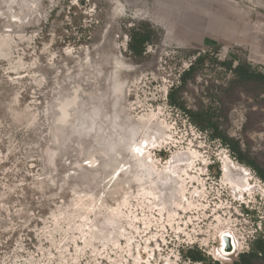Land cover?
Returning a JSON list of instances; mask_svg holds the SVG:
<instances>
[{"label": "rangeland", "instance_id": "374dc122", "mask_svg": "<svg viewBox=\"0 0 264 264\" xmlns=\"http://www.w3.org/2000/svg\"><path fill=\"white\" fill-rule=\"evenodd\" d=\"M239 67L264 74V0H0V264L250 255L264 180L233 148L264 170V81Z\"/></svg>", "mask_w": 264, "mask_h": 264}, {"label": "trees", "instance_id": "16d2710c", "mask_svg": "<svg viewBox=\"0 0 264 264\" xmlns=\"http://www.w3.org/2000/svg\"><path fill=\"white\" fill-rule=\"evenodd\" d=\"M154 33L153 29L149 28L146 30L142 29H135L131 35V42L129 45V50L130 53H132L134 56L141 57L145 54L147 46L149 42L151 41L152 34ZM202 60H200L201 62ZM231 67V66H230ZM194 70V69H193ZM237 72L239 73L240 77L244 80H259V81H264V74L261 73H254L251 72L249 69L245 67H239L237 69ZM192 72H189L186 74L184 80L191 75ZM173 104L176 105L175 102ZM190 115L194 118L197 115L194 112L188 111ZM219 138L222 139V141L227 145L230 146L232 144V141L227 138L226 136L219 135ZM233 151L237 155L238 159L243 163L247 164L248 166L252 167L256 172H258L261 176V178L264 180V170L259 168L254 164V162H248L244 155L242 154L241 150L239 147H234ZM257 257H264V240L259 239L255 243V248L253 252L250 255L244 254L242 256V259L234 264H250V261L252 258H257ZM191 258L196 261V262H202L206 261L207 258L204 254L198 253L195 256H191ZM215 264H220L219 262H216Z\"/></svg>", "mask_w": 264, "mask_h": 264}, {"label": "water", "instance_id": "95a60500", "mask_svg": "<svg viewBox=\"0 0 264 264\" xmlns=\"http://www.w3.org/2000/svg\"><path fill=\"white\" fill-rule=\"evenodd\" d=\"M75 104H77V99L76 98H71V99H63V102H61V105L63 106V108L67 109L71 106H74ZM65 105V106H64ZM73 115L72 113H69L68 111L64 112L63 114H61V116L59 117V121L61 123H68L71 119H72ZM91 117V115H90ZM90 120V119H88ZM88 120H84L81 121L78 128L79 130L84 129L85 131L87 130H91L94 127V124L91 123L90 121L88 122ZM128 130L131 129V127H128ZM132 130V129H131ZM104 146V150L101 151V154L104 155L105 152H109L111 145H103ZM53 157L54 154H51L50 156V163H53ZM103 176V172L102 171H98V172H91V171H85L81 177H79L78 180H75L76 183L84 189H88L90 191H97L99 190V186L94 182L96 179L101 178ZM74 180H71V183H73ZM229 239V238H227Z\"/></svg>", "mask_w": 264, "mask_h": 264}, {"label": "snow or ice", "instance_id": "6c2138e0", "mask_svg": "<svg viewBox=\"0 0 264 264\" xmlns=\"http://www.w3.org/2000/svg\"><path fill=\"white\" fill-rule=\"evenodd\" d=\"M137 151H139V149H137Z\"/></svg>", "mask_w": 264, "mask_h": 264}]
</instances>
